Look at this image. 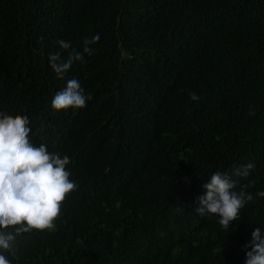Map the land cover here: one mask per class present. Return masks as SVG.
Masks as SVG:
<instances>
[{"label": "trees", "instance_id": "obj_1", "mask_svg": "<svg viewBox=\"0 0 264 264\" xmlns=\"http://www.w3.org/2000/svg\"><path fill=\"white\" fill-rule=\"evenodd\" d=\"M95 35L57 78L56 41ZM73 78L92 99L52 110ZM0 110L68 155L78 186L54 231L14 240L12 264H243L264 231V0H0ZM216 171L254 196L228 231L195 212Z\"/></svg>", "mask_w": 264, "mask_h": 264}, {"label": "clouds", "instance_id": "obj_2", "mask_svg": "<svg viewBox=\"0 0 264 264\" xmlns=\"http://www.w3.org/2000/svg\"><path fill=\"white\" fill-rule=\"evenodd\" d=\"M99 36L85 39L81 51L72 48L67 40H57L56 44L66 52L48 55L49 68L59 79L72 67L74 62H83L84 55H91L92 45ZM92 99L86 94L80 82L73 78L66 82L62 90L55 93L50 107L56 112L83 109ZM189 99H200L189 93ZM252 114L251 112L249 113ZM30 120L27 116H12L0 110V264H12L9 250L14 240L21 234L33 230L48 232L55 230V221L62 215L61 206L66 196L78 187L68 168V155L48 150L45 143H35ZM253 164L239 167L233 175L247 178ZM203 194L197 197L198 216H215L223 230L237 221L241 209L254 200L252 193L237 190V182L226 172L216 171L202 185ZM255 198H264V190L255 192ZM176 211H181L179 207ZM233 225L232 230L235 231ZM246 248L243 264H264V231L255 228Z\"/></svg>", "mask_w": 264, "mask_h": 264}]
</instances>
